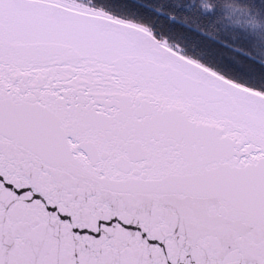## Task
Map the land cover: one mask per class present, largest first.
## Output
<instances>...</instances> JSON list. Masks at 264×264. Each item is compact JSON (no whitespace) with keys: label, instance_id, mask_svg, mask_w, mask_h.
<instances>
[{"label":"snow or ice","instance_id":"1","mask_svg":"<svg viewBox=\"0 0 264 264\" xmlns=\"http://www.w3.org/2000/svg\"><path fill=\"white\" fill-rule=\"evenodd\" d=\"M169 9L0 0V264H264V62Z\"/></svg>","mask_w":264,"mask_h":264},{"label":"trees","instance_id":"2","mask_svg":"<svg viewBox=\"0 0 264 264\" xmlns=\"http://www.w3.org/2000/svg\"><path fill=\"white\" fill-rule=\"evenodd\" d=\"M144 2L153 9L170 10V0ZM109 3L121 14L136 10L142 0H109ZM195 3L200 11L185 14L183 23L207 33L209 43L220 41L236 53L264 62V0H195ZM205 10L210 14H205Z\"/></svg>","mask_w":264,"mask_h":264}]
</instances>
